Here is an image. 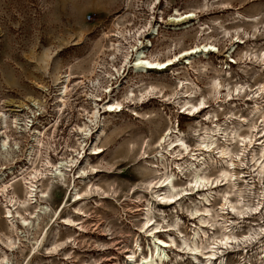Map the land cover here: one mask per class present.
Wrapping results in <instances>:
<instances>
[{
    "label": "rangeland",
    "instance_id": "obj_1",
    "mask_svg": "<svg viewBox=\"0 0 264 264\" xmlns=\"http://www.w3.org/2000/svg\"><path fill=\"white\" fill-rule=\"evenodd\" d=\"M164 1L0 0V113L8 116L9 136L4 152L0 132L2 264H131L126 259L135 251L140 264L155 243L167 256L155 264H264V174L255 166L264 163V0H169L165 18L177 8L194 11L198 21L179 34L160 29L147 56L165 61L205 44L216 50L191 66L181 59L159 73L135 74L130 46L146 43L149 32L136 33L155 24ZM250 16L261 22L255 31L238 22ZM119 31L129 42L122 46L128 65L110 50ZM218 83L220 92H213ZM109 97L118 111H105ZM95 106L98 117L91 119ZM14 117L25 132L14 128ZM35 131L44 134L40 147ZM99 131L100 153L93 155ZM225 147L231 153L223 161ZM199 168L209 182L195 187ZM222 169L236 178L223 182ZM35 170L42 175L32 179ZM170 173L171 186L158 188ZM30 179L36 193L23 203ZM225 233L236 239L226 241ZM193 239L207 248L187 251Z\"/></svg>",
    "mask_w": 264,
    "mask_h": 264
},
{
    "label": "bare ground",
    "instance_id": "obj_2",
    "mask_svg": "<svg viewBox=\"0 0 264 264\" xmlns=\"http://www.w3.org/2000/svg\"><path fill=\"white\" fill-rule=\"evenodd\" d=\"M170 1L169 0H165L164 1V4H162L163 6L161 8L158 9V20L155 22L154 25H151V23L148 24L147 27H145L143 30L141 31H138L136 33V38H140V36L142 35L143 32H145L146 30L149 32L148 36V40H146V43L143 44L142 42H139V46L138 47H133V46H130L132 47V51L135 52L136 56L135 58L133 59V64H132V68H133V72L135 74H138V73H147L148 71L150 70H153V71H156L159 73V71H164V69H166L167 67L169 66H178L179 64V61L181 59L185 60V62L183 64L185 65H189L191 66L192 63L194 62V60L199 56V55H203V56H207L209 52L211 51H214L215 52V48L213 45H196L190 49H187V50H182L179 52V54H173V56L171 58H168L167 60L165 61H160L158 59H150L148 56H147V53H149V48L152 47V43H151V40H154V39H157L159 37V31L160 29H164V30H168V31H171L172 33L174 34H179V33H182V32H186L187 29H191V27H193L198 21V17L196 15V13L194 11H188L186 13H180L179 12V9L175 8L173 11H172V14H170L167 18L164 17V12L165 10L168 9V7L170 6ZM155 3H159V0H156ZM207 3V2H206ZM127 4H130V0H127ZM206 5V4H205ZM225 7L224 5H222V8ZM228 7V6H227ZM225 9V8H224ZM227 9V8H226ZM240 20L238 22H241V23H244V24H247L249 27H251V30L253 29V31H255L257 29V26L259 25L260 20L258 17L256 16H250L248 18H239ZM237 22V21H236ZM164 24V26H163ZM224 33H226L225 30H223ZM212 32V31H211ZM256 35V34H255ZM254 35V36H255ZM114 36V35H113ZM143 36V35H142ZM109 37V36H108ZM115 40L117 42V44H115L113 41H111V48L110 50L113 51V55H118V54H124V64L125 65H128L131 61H130V52L127 51L126 53L123 52L122 50V46L123 44H127L129 43L128 42V39L126 38V35H124L122 32H118L116 35H115ZM135 39V38H134ZM137 40V39H136ZM139 40V39H138ZM113 42V43H112ZM138 42V41H137ZM180 43V42H179ZM143 44V45H142ZM137 46V45H136ZM262 58V63L264 64V57L261 56ZM177 63V64H176ZM181 69V68H180ZM70 73L67 74L65 76V81H64V86L62 88V94L61 95H65V93L67 92L68 90V87H67V83L69 82L70 80ZM180 86V85H179ZM214 90L213 92H217L219 93L220 92V85L219 83L218 84H214ZM259 92H264V82L259 86ZM137 88V86H136ZM153 88V87H151ZM119 89V88H118ZM237 89V88H236ZM153 90V89H152ZM239 88L236 90L238 91ZM110 91V89H109ZM109 91H106V92H109ZM149 91V90H148ZM129 92V91H128ZM108 95V94H107ZM229 95V93L227 94ZM95 96V95H94ZM109 96V95H108ZM130 96H131V93H130ZM126 99H129V96L127 95L126 96ZM141 100V99H140ZM99 99L98 98H95L94 99V103L95 102H98ZM129 102H131V99L129 100ZM61 106L65 105V101L63 100V97H61ZM200 104H202L200 102ZM187 105H191V101L188 100L187 102ZM198 107V103H197V106L196 105H191V109H197ZM120 104L114 99L112 102L110 101V97L109 99L107 100V102L104 104V109L106 112H115V111H118L120 109ZM200 109V108H199ZM254 109V108H253ZM260 111V108L258 106H255V111ZM254 111V112H255ZM98 110H97V107L95 106L94 110L92 111L91 113V119L95 118L97 119L98 117ZM262 117L264 119V112L262 113ZM8 116L4 113H0V132L2 131V133L4 134V137L1 141V148L2 150L5 152L7 149V145H8V139H9V136L7 135V129H8ZM95 121V120H94ZM243 121H245V118H243ZM91 122V121H90ZM93 122V121H92ZM13 123H14V128H16V130L19 129V133L21 132H25L26 129H22L21 127H19V123H18V119L16 117H14L13 119ZM84 128H81V131L86 134L87 131H88V128L86 125H83ZM233 134V139L235 138V136L237 135V133L235 132H232ZM44 134H41V132H34V135H33V138H32V141L36 143V146L37 147H40L42 146L43 144V141H42V136ZM101 135H102V132L99 131L97 134H96V137H95V141H94V144L90 147V153L93 154V155H96V154H99L100 153V148L98 146V143L100 142V139H101ZM168 135V134H167ZM166 135V136H167ZM239 135H237L238 137ZM240 137V136H239ZM166 137L164 136L163 139H165ZM246 137L244 136L243 140H241V145H242V153H244V151L246 150V145H245V139ZM179 142H181L182 144H184L183 140L180 139ZM251 144V143H250ZM82 142H79V146L82 147ZM185 145V144H184ZM213 145V142H211L210 144H207L205 145V147H208L209 146L211 147ZM264 145V144H263ZM7 153V152H6ZM34 153V147L31 146L30 148V153H29V156H31L32 154ZM229 153L230 150L228 148H222L220 151H219V158H221L223 161L226 160V158L229 156ZM261 156L264 158V146H262L261 148V152H260ZM251 161L254 162L255 160V157L257 156L255 154V151L252 150L251 151ZM232 161V160H231ZM29 162L30 164L32 163L31 159L29 158ZM228 165H230L231 167H235V163L234 162H227ZM178 165V164H177ZM191 165H193V163H191ZM264 163H258V165H255L257 167V174L258 175H263L264 174V169H263V166ZM179 171H181V173L183 172L181 167H178ZM57 170V169H56ZM205 171V170H204ZM202 168H199L197 169V171L194 172L193 174V184L196 186H205L206 182H209L208 181V178L206 177V175H204V172ZM221 171V177L222 179L224 180L223 182H227L229 183V181H231L230 179H233V178H236V175H234L233 172L227 170V169H222L220 170ZM59 172V170H58ZM204 172V173H202ZM166 174V173H165ZM203 174V175H202ZM38 175H42L41 172H39L38 170H35V172L31 175V178L32 179H37ZM172 177L173 175L170 173L169 175H165V177L163 178V180H161L160 182H158V185L157 187L158 188H165L167 186H171L172 184ZM220 177V176H219ZM259 177V176H258ZM15 179V177H14ZM220 179V178H219ZM234 180V179H233ZM25 181V180H24ZM3 182V178L0 177V183ZM231 183V182H230ZM235 184V182H234ZM3 185V184H2ZM25 192H26V195L27 197L25 198V200L23 201V203H28L29 202V198H28V195L29 197L33 196L35 193H36V189H35V186L33 185V181L30 180H27L25 182ZM231 190L235 189L236 185H231ZM0 188L2 191L5 190V185L1 187V184H0ZM231 192V191H230ZM77 195V194H76ZM225 196V195H224ZM228 196V195H227ZM174 195H170L168 197H163L166 199H171L173 198ZM240 197V195H239ZM205 201L208 199L207 196H204L203 198ZM13 201V200H12ZM17 201V200H16ZM224 204L225 205H228L232 210H234L236 207L231 203V201L226 198H224ZM240 201V200H239ZM16 203V202H15ZM237 203V202H236ZM239 203V202H238ZM17 204V203H16ZM224 206V205H223ZM245 207V206H244ZM246 209V208H244ZM249 209V207H248ZM254 209V208H253ZM78 210H81V209H78ZM196 212V211H195ZM6 214H7V217L11 220V223L14 219L13 215L11 214V210L10 209H7L6 210ZM192 215H194V213H191ZM242 215V214H241ZM6 217V218H7ZM147 219V222L149 223V218H146ZM202 220V219H201ZM214 221V220H213ZM26 219H22V222L21 224L23 226L26 225ZM146 222V221H145ZM176 224V223H175ZM147 225V224H146ZM145 225V226H146ZM11 227H15V225L12 223L10 225ZM223 230L225 231H229V229H227V227ZM230 232V231H229ZM194 234V237L197 233H193ZM58 234L55 233L53 236L56 237ZM247 237V236H246ZM224 238L226 239V241H229L230 239L234 240L236 239L234 236L231 235H228V234H224ZM195 239V238H194ZM194 239L192 240V244L195 242ZM238 239V238H237ZM158 240V239H156ZM171 240V243L172 244H175L174 243V240L172 238H170ZM161 242V241H160ZM164 246H165V243L164 242H161ZM203 243V242H202ZM196 244V243H195ZM193 244L192 246H188L186 244H184L186 247V250L188 251H191L193 254H197V253H202V251H204L207 247L206 246H203V244L201 246L199 245H195ZM212 244V243H210ZM215 245V243H214ZM6 247L8 248L9 251H13L16 247H15V243L13 242V240L8 237V241L6 243ZM136 247L137 249H140L139 247V244L137 243L136 244ZM183 247V246H182ZM211 248H213L212 246H210ZM136 251L135 252H131V254L128 256V258L126 259L127 262L131 263V264H135V262H137L135 260V256H136ZM154 253V254H153ZM150 252L149 256L148 257H143L140 255V258H141V261H140V264H155L157 262H161L163 261L164 259L167 258L164 250H161V247L159 246V244H154V251ZM34 255V254H33ZM216 254L215 252H213L211 254V257H215ZM33 257V256H32ZM195 258V257H194ZM197 259V258H195ZM214 259V258H213ZM4 261H7V258H6V255H3V257L0 259V264H2ZM208 262L210 263L211 260L208 259Z\"/></svg>",
    "mask_w": 264,
    "mask_h": 264
}]
</instances>
